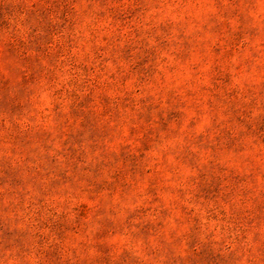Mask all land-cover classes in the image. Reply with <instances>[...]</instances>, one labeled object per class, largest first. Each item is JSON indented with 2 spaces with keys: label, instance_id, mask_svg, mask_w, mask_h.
I'll use <instances>...</instances> for the list:
<instances>
[{
  "label": "rangeland",
  "instance_id": "rangeland-1",
  "mask_svg": "<svg viewBox=\"0 0 264 264\" xmlns=\"http://www.w3.org/2000/svg\"><path fill=\"white\" fill-rule=\"evenodd\" d=\"M0 264H264V0H0Z\"/></svg>",
  "mask_w": 264,
  "mask_h": 264
}]
</instances>
